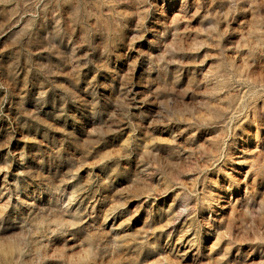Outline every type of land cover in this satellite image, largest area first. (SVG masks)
I'll list each match as a JSON object with an SVG mask.
<instances>
[{
	"label": "rangeland",
	"instance_id": "obj_1",
	"mask_svg": "<svg viewBox=\"0 0 264 264\" xmlns=\"http://www.w3.org/2000/svg\"><path fill=\"white\" fill-rule=\"evenodd\" d=\"M0 264H264V0H0Z\"/></svg>",
	"mask_w": 264,
	"mask_h": 264
}]
</instances>
